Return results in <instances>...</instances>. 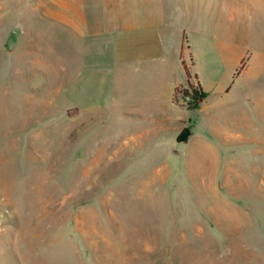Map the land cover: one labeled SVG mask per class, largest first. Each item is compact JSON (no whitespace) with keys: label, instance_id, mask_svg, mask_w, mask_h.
I'll return each instance as SVG.
<instances>
[{"label":"rangeland","instance_id":"rangeland-1","mask_svg":"<svg viewBox=\"0 0 264 264\" xmlns=\"http://www.w3.org/2000/svg\"><path fill=\"white\" fill-rule=\"evenodd\" d=\"M12 23L0 25V264H264V78L201 70L216 83L184 113L197 133L173 142L101 86L75 85L73 63L65 74L15 51ZM55 41L48 55L72 61Z\"/></svg>","mask_w":264,"mask_h":264},{"label":"crops","instance_id":"crops-1","mask_svg":"<svg viewBox=\"0 0 264 264\" xmlns=\"http://www.w3.org/2000/svg\"><path fill=\"white\" fill-rule=\"evenodd\" d=\"M2 21L13 22L15 51L65 74L73 63L75 85L101 86L129 115L173 133V142L186 125L183 143L197 133L188 108L174 101L186 83L184 64L206 94L204 85L216 79L204 81L201 70L229 68L230 78L246 85L264 78V0H0ZM57 38L73 51L72 61L48 55Z\"/></svg>","mask_w":264,"mask_h":264},{"label":"trees","instance_id":"trees-1","mask_svg":"<svg viewBox=\"0 0 264 264\" xmlns=\"http://www.w3.org/2000/svg\"><path fill=\"white\" fill-rule=\"evenodd\" d=\"M184 72L186 75V87L184 85L176 88L177 92H181L182 101L187 108L198 107L204 100L206 93L202 89L199 82L196 80V74L190 71V68L184 64ZM191 78L193 79L191 82ZM189 127H184L179 135L178 141L185 142L189 135Z\"/></svg>","mask_w":264,"mask_h":264},{"label":"water","instance_id":"water-1","mask_svg":"<svg viewBox=\"0 0 264 264\" xmlns=\"http://www.w3.org/2000/svg\"><path fill=\"white\" fill-rule=\"evenodd\" d=\"M197 110H198L197 107L189 108V109H188V112H189L191 118H193V117L195 116Z\"/></svg>","mask_w":264,"mask_h":264}]
</instances>
